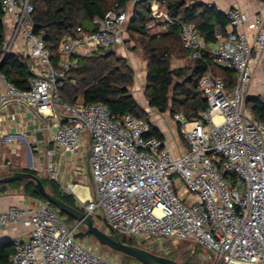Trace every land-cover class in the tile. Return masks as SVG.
I'll return each mask as SVG.
<instances>
[{"label":"built area","instance_id":"built-area-1","mask_svg":"<svg viewBox=\"0 0 264 264\" xmlns=\"http://www.w3.org/2000/svg\"><path fill=\"white\" fill-rule=\"evenodd\" d=\"M202 1L214 5L213 0ZM0 3L11 22L0 62L23 40L40 66L32 68L35 76L27 91L18 90L0 73V111L16 105L57 118L64 110V119L51 135L63 153L77 154L83 133L88 134L93 198L78 205L83 213L102 218L106 234L131 238L140 246L150 242L161 248L167 239L190 240L215 252L224 264H264V122L246 105L254 69L264 57V0L252 15L239 8L224 12L230 30L226 35L216 30L209 53L216 64L234 71L235 86L227 91L220 78L205 73L199 89L206 111L192 121L174 117L187 145L178 157L166 140L148 136L149 124L142 119L131 114L114 119L102 104L69 106L60 99V80L81 58L115 46L128 50L124 35L131 12L119 9L96 18L94 32L78 28L76 37L61 42L54 65L43 36L33 33L31 0ZM150 9L153 18L179 25L191 60L202 58L208 47L193 24L176 23L155 3ZM247 24L253 45L243 31ZM46 171L51 180L59 179L53 161H48ZM224 174L235 176L236 184L231 186ZM12 227L24 232L10 240L13 252L0 264H121L90 249L76 236L78 226H67L66 218L47 202L0 211V233Z\"/></svg>","mask_w":264,"mask_h":264},{"label":"trees","instance_id":"trees-1","mask_svg":"<svg viewBox=\"0 0 264 264\" xmlns=\"http://www.w3.org/2000/svg\"><path fill=\"white\" fill-rule=\"evenodd\" d=\"M31 3L34 6L33 33L43 36L50 59L56 65L60 57L59 47L65 38L76 37L78 28L85 33L96 31V18H103L107 13L119 9L127 10L130 0H31ZM152 3L157 4L176 23H191L198 30L208 48L200 60L193 61L191 67L172 69L171 59L180 55L187 56L189 52L181 43L178 24H168L152 17ZM131 13L125 34L128 42L132 44L130 49L141 51L142 58L147 62L144 96L150 108L162 114L169 113L172 119L180 115L185 121H192L200 118L207 109L206 99L199 89V82L206 72L210 71L214 77L220 78L227 91L235 86L234 71L216 64L209 53V48L216 42V30L219 29L222 35H226L228 27L225 13L215 5L208 6L202 0H138ZM150 26L159 27L161 32L150 33ZM4 43V15L0 3V56ZM28 59L20 54L8 53L0 62V73L21 91L29 90L30 80L35 76ZM133 81L134 73L126 59L119 57L112 49H98L81 58L75 68L64 74L60 80L62 85L59 95L61 101L69 106H76L79 97L83 98V106L102 104L114 119L131 114L149 124L148 136L163 140L160 133L152 130L148 118L145 117L146 113L129 94ZM246 105L255 119L264 122L263 98L249 96ZM175 124L179 136L183 138L181 123L175 121ZM20 172L37 176L30 170ZM224 177L229 179L231 186L237 182L233 175L224 174ZM40 180L48 192L83 212L71 195L64 196L56 184L41 178ZM12 186L21 187L26 196L36 201L46 202L29 180L9 185L0 184V194ZM59 214L66 218V223L74 224L73 219ZM109 235L124 244L137 246L131 238L113 233ZM12 252L10 241L0 242V263H6ZM121 256L126 263L132 261Z\"/></svg>","mask_w":264,"mask_h":264},{"label":"crops","instance_id":"crops-1","mask_svg":"<svg viewBox=\"0 0 264 264\" xmlns=\"http://www.w3.org/2000/svg\"><path fill=\"white\" fill-rule=\"evenodd\" d=\"M137 1H133V6ZM203 2L206 3L205 1ZM261 2L259 0H213V4L222 12L231 8H239L249 15L260 10ZM4 29L6 42L11 33V22L8 18H4ZM229 30L227 27V31ZM243 31L247 34L250 44L253 45L254 37L248 24L243 27ZM160 32L161 29L159 27L150 26V33L155 34ZM124 37L128 42L126 34ZM128 44L132 47L130 42ZM111 49L119 57L126 59L128 65L133 70L134 81L129 90V94L135 99L140 109L149 116L157 117L158 114H169H162L150 108L145 100L144 92L146 87L147 62L142 58L141 51L130 48L124 50L120 46H115ZM11 53L20 54L29 58L28 63L31 67L36 70L40 69V66L38 64L36 65L35 60L30 56L29 48L23 40L17 41ZM192 64L193 60L190 59L189 54L187 56H175L171 59L172 69L189 68ZM263 64L264 57L262 63L254 69L253 83L254 76L262 71ZM3 89L4 84L0 81V92ZM82 104L83 98L79 97L77 105ZM65 114V111L60 109L57 118H47L37 114L30 108L16 105H8L5 110L0 111V177L8 176V174L20 172L21 170L33 171L39 178L56 184L62 195H71L76 204L79 205L81 203H87L93 198V187L88 163L89 137L86 132L83 133L82 148L77 154L71 155L61 152L51 142V135L56 125L64 119ZM174 120L172 119L174 127L168 130L163 123L153 124L151 122L153 120L149 122L152 130L160 133L163 140L169 143L172 155L178 157L187 150V145L184 137L181 138L179 136L175 124L177 120ZM12 134H20L22 138H12L10 137ZM49 151H51V155L48 154ZM49 160L53 161L56 166L59 175L57 181H53L48 177L46 168ZM37 202L39 201L26 196L21 187L17 188L12 186L5 193L0 194V211H5L10 206H33ZM23 232L24 230L19 227L8 228L0 233V242L10 241L20 236Z\"/></svg>","mask_w":264,"mask_h":264},{"label":"rangeland","instance_id":"rangeland-1","mask_svg":"<svg viewBox=\"0 0 264 264\" xmlns=\"http://www.w3.org/2000/svg\"><path fill=\"white\" fill-rule=\"evenodd\" d=\"M133 1L134 0H130V3L127 7L128 12H131L132 10ZM261 70L262 71H260L258 75L254 76V83H252L251 86L250 96L253 95L260 96L261 98L264 99V89H263L264 64ZM145 117H147L149 121L153 120L151 121L153 122V124H158V123L165 124L167 130L171 129V127H174L172 118L169 116V114H165V115L158 114L156 117V116H149L146 113ZM91 221L98 229L106 232V226L104 225L102 218L91 217ZM66 225L69 227L78 226L76 236H78L83 242H85L90 249L99 251L103 255H108L110 258H113L114 260L118 261L121 264H141L131 258H130V260H132L131 262H127V263L124 262L121 255L119 256L116 255L118 253L114 254L115 253L114 251H110L106 247L101 246L94 238H92L91 235L87 232L85 226L79 225L75 221L73 225L68 222L66 223ZM154 239L155 238L152 236L149 237V241H153ZM136 245L159 256L172 259L176 261L178 264H224L223 262L220 261V259L217 257L215 252L203 246L196 245L190 240L167 239L165 242L161 244L162 245L161 248H158L156 244L150 242H148L143 246H140L139 244Z\"/></svg>","mask_w":264,"mask_h":264},{"label":"water","instance_id":"water-1","mask_svg":"<svg viewBox=\"0 0 264 264\" xmlns=\"http://www.w3.org/2000/svg\"><path fill=\"white\" fill-rule=\"evenodd\" d=\"M183 83L184 81L182 84ZM27 180L34 183L35 189L41 194L46 202L53 206L59 213L73 219L79 225L85 226L87 232L101 246H104L115 253L129 257L141 264H178L176 261L167 257L159 256L143 248L127 245L117 239H113L111 236L98 229L87 214L69 206L61 199L48 192L38 176L24 172H13L8 176L0 177V184L8 185L13 182Z\"/></svg>","mask_w":264,"mask_h":264}]
</instances>
